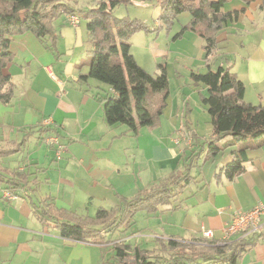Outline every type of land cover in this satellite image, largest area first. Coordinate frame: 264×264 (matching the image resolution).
I'll return each instance as SVG.
<instances>
[{"label": "crops", "instance_id": "crops-1", "mask_svg": "<svg viewBox=\"0 0 264 264\" xmlns=\"http://www.w3.org/2000/svg\"><path fill=\"white\" fill-rule=\"evenodd\" d=\"M151 1L157 3L131 4L148 9ZM222 12L236 16L223 24L208 58L204 40L185 29L191 21L188 12L177 15L169 28L157 16L151 26L159 28L157 32L132 36L130 53L136 63L150 75L164 67L168 78V97L157 126L142 128L137 136L125 126L106 124L101 99L110 89L82 79L88 73L90 49L85 22L72 27L60 16L53 23V43L28 30L12 34V60L5 74L13 94L9 103H0V148L26 142L18 153L0 158V169L22 172L29 184L8 191L16 196L11 201L3 199L7 188L0 184V264H101L105 250L111 253V244L67 240L41 224L32 204L48 198L57 209L94 218L100 209L116 208L121 197L133 200L180 172L188 175V185L169 204L155 213L135 214L130 227H121L110 238L147 250H159L158 242L169 240L220 244L235 213L264 203V139L246 142L243 172L231 180L222 168L243 145L213 157L203 146L213 135L207 107L219 112L220 105L217 98H208L206 86L192 84L191 73L228 69L243 84L244 103L264 106V0H225ZM203 97L207 105L200 103ZM186 132L198 141L186 146ZM49 137L65 146L61 160L55 159V148L46 145ZM260 222L256 233L244 237H253L254 245L235 264H264V218ZM202 231H211L212 238H204Z\"/></svg>", "mask_w": 264, "mask_h": 264}, {"label": "trees", "instance_id": "trees-1", "mask_svg": "<svg viewBox=\"0 0 264 264\" xmlns=\"http://www.w3.org/2000/svg\"><path fill=\"white\" fill-rule=\"evenodd\" d=\"M72 1L76 2L0 0V103H9L13 94L10 78L5 74L12 60L8 52L12 34L28 30L37 38H47L53 43L56 38L54 21L62 15L76 14L86 24L90 45L88 73L82 79L96 80L111 91L101 99L106 124L109 127L125 126L134 136L142 128L156 127L168 97V78L164 67L160 68L159 74L150 75L136 63L130 53V38L137 33H155L159 28L113 14L117 6L148 0H98L95 7L78 11L69 4ZM243 1L250 3L253 0ZM224 3L225 0H158V20L169 28L177 15L188 12L191 21L185 29L195 31L204 40L208 58L216 48V36L223 24L236 16V12H222ZM190 80L194 85L206 86L208 98H217L220 105L219 112L207 107L212 116L213 135L203 145L206 155L213 157L229 147L243 144L233 153L232 161L222 168L226 178L231 180L243 172V163L247 161L246 142L264 139V106L244 103L243 84L228 69L218 67L203 74L191 73ZM208 98L203 97L201 102L207 105ZM190 134L191 141L197 142L195 134ZM227 138L230 139L228 143H220ZM25 142L0 148V158L18 153ZM0 172V184L6 185V190L14 192L28 188L29 183L22 172L10 173L1 169ZM7 174L10 178L5 176ZM189 179L188 175L179 174L136 199L121 197L116 208L100 209L94 218H80L57 209L49 198L39 201L38 205L32 204V212L41 224L57 229L64 239L102 245L108 243L121 227H130L135 214L155 213L159 207L169 204L188 185ZM206 243L202 246L176 240L159 241V250H147L115 240L113 258L116 264H235L255 241L251 237L220 244Z\"/></svg>", "mask_w": 264, "mask_h": 264}, {"label": "built area", "instance_id": "built-area-1", "mask_svg": "<svg viewBox=\"0 0 264 264\" xmlns=\"http://www.w3.org/2000/svg\"><path fill=\"white\" fill-rule=\"evenodd\" d=\"M79 20L80 19L75 15H70L66 18L67 23L72 27H76L79 24ZM184 139L188 144L191 142L190 137L187 135L183 138V140ZM45 143L47 146L55 148V156L56 159L59 160L61 155L65 152V146L60 144L55 137L47 138ZM2 197L4 200L8 201L16 199V196L12 195L10 192H8V190H4L2 192ZM262 218H264V203L258 204L247 212L235 213L233 218L223 230L222 242H228L230 239L236 236L244 238L250 234L256 233L260 227V221ZM202 236L206 239H211L212 232L202 231Z\"/></svg>", "mask_w": 264, "mask_h": 264}, {"label": "rangeland", "instance_id": "rangeland-1", "mask_svg": "<svg viewBox=\"0 0 264 264\" xmlns=\"http://www.w3.org/2000/svg\"><path fill=\"white\" fill-rule=\"evenodd\" d=\"M133 2H136V1H133ZM98 3V0H76V2H71L69 3L72 8L76 11L78 10H84V9H87V8H90V7H95ZM150 6H148V9H141V8H137V7H134L131 3L130 4H122L120 6H117L114 10H113V14L114 16L120 18V17H128V18H131V19H137L139 20L140 22L148 25V26H152L154 20L157 18V16L159 15V7H158V0H157V3L156 2H150L149 4ZM157 5V6H156ZM145 8V7H144ZM71 14H66V18L67 16H70ZM75 16H77L76 14H74ZM79 19L80 17L77 16ZM81 20V19H80ZM80 20H79V23H80ZM78 26V25H77ZM132 38V37H131ZM130 38V39H131ZM85 58H82V60H80L81 62L84 61ZM87 62L90 61V57L88 56ZM178 63H182V61H178ZM177 67V66H176ZM185 68V67H184ZM171 96H174L173 92L171 91L170 93ZM200 103H201V99H200ZM208 113V112H207ZM208 115H210L208 113ZM184 126H189L187 123H184ZM187 127L184 128L182 127V131L185 132V130H187ZM190 127V126H189ZM192 131V130H191ZM193 132V131H192ZM194 133V132H193ZM187 135H191L190 132L187 133ZM198 141V139H196ZM252 141V140H250ZM220 143H224V141H221ZM191 144V142L186 146H189ZM243 145V144H242ZM51 147V146H49ZM55 151V150H54ZM63 155V154H62ZM62 155H61V158H62ZM61 158L59 160H61ZM55 159H56V156H55ZM57 160V159H56ZM58 161V160H57ZM186 169L183 170V172L185 171ZM181 174V172H180ZM78 216V215H77ZM80 217V216H79ZM95 217V216H94ZM116 239H118L120 237V234L118 233V235H115L114 236ZM115 240V239H114ZM113 240H108V243L107 244H111V247H112V244H113ZM109 253V254H108ZM113 249L111 250V253L108 252L107 250H105L104 252V257H103V260L101 262V264H116L114 258H113Z\"/></svg>", "mask_w": 264, "mask_h": 264}]
</instances>
